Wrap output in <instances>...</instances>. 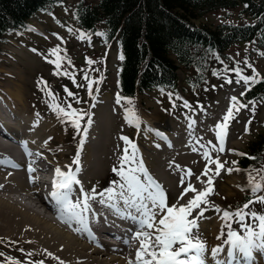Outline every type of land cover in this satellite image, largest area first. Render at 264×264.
Here are the masks:
<instances>
[{
    "label": "rangeland",
    "instance_id": "374dc122",
    "mask_svg": "<svg viewBox=\"0 0 264 264\" xmlns=\"http://www.w3.org/2000/svg\"><path fill=\"white\" fill-rule=\"evenodd\" d=\"M74 1L75 0H65L67 6L63 5L54 7V11L37 12L40 15L33 16L32 21H28V27L26 30L11 32L10 34L13 35L8 36L4 46L0 44V46H3L6 50L5 53L8 51L14 52H12L11 56L4 55L0 61V86L3 88L0 90L6 93V90L11 89V91L15 93L17 89L22 97L21 106L25 108V113L32 112L36 119H44V124H47L48 121L54 122V120L56 124H59L60 130L62 131V141L60 145L61 149L65 152L60 160L65 165H67L66 163L69 155L71 152L74 153L77 150L79 144V148L82 150V152H80V166H82L86 159V154H88V149L86 150L85 146L92 142L89 127L90 125L93 126L95 129V138L92 140L99 138L97 140L98 146L95 152L100 165L98 172L93 171L88 175L82 176L83 183H85L84 185L86 187L90 184L96 186H108L112 180L119 179L118 174L112 169L113 166H120L118 161L126 150V142L123 140V134H125V136L129 137L130 141L138 143V149L143 153V159L148 160L153 171L157 173L156 166H161L162 170H166V172L163 171V176H168L170 180H175H172L174 185H166L168 188L166 202L171 203L176 201L179 194L183 191V188L187 186V183L190 181L195 182V176H197L198 171L200 172V170H202V165L204 163H209L208 157H205V162H202V156L199 157L197 152H192V156L189 159L188 156H185L188 153L181 155L178 151L179 146L184 147V149L187 146L188 150H190L191 147H195L193 143H187L189 137L185 138L180 136L181 131L185 128L184 124L192 119L198 118V120H200L205 113L208 115L207 120L211 119L212 116L209 115H216L218 112L221 113L220 110L224 108L223 104L225 103L226 107L222 113L227 111L229 105L233 103L231 101L232 96H236L238 97V100H241L239 95L245 89L246 83L242 79L237 82L235 78L236 73L232 71L226 73L228 76L232 77L231 82L224 79L225 73L222 71L223 64L221 63V60L228 65L229 69L236 67L235 61L239 60L241 61L240 66L243 68L244 74L251 75L254 68L257 75L262 77L264 76V54H262L264 53V48L256 47L254 42L249 40L230 44L229 47L220 54L222 55L219 56L220 59H217L215 52H210L206 56L204 53V81L198 86L196 85L193 87L184 81V77L190 76L193 78L197 73L194 66H189L184 72L182 71L183 68L177 70V88L176 90H173L175 95H173L172 90L170 89H151L138 93L134 99V109L140 117L139 126H137L136 123H129L125 118V108L132 109L130 102L127 104H125L124 101L117 103V44H114L113 40L108 42L102 41L99 39V36L95 35L99 34L98 31L95 33L86 32L74 22L71 27V16L73 13V6L71 5ZM200 19L217 24L222 21L242 23L251 18L242 14L239 6L209 11ZM56 33H58L59 36H57ZM17 34L21 35H18L16 41H21L22 44L16 43L15 40L11 43V40L16 38ZM38 34H46L45 37L47 38L44 40L40 38L37 39ZM74 34H78L79 36ZM60 37H63V39ZM57 45L65 46L71 51L74 67H70V70L73 72L69 71L67 73L68 75H74L75 81H72V78V80L70 79L65 82H68L69 87L72 90L71 93H76L79 96L78 100L70 95L71 93L68 94L64 91L59 85L60 81L55 77L56 66L65 70L61 58L59 59L58 65L52 62L57 59V52H48L49 48H55ZM59 50L65 54L68 53V50L65 48L60 47ZM45 56H47L48 59H45ZM245 56L248 58L247 63L244 62ZM89 61H91V63ZM213 69L221 70V74H214ZM64 70H61L62 75L60 78L62 79L69 77L64 74L66 72ZM54 77L55 80H51V82L56 86L54 87L55 94L48 91L47 88H44V82L48 79H54ZM88 79L93 80L91 95H89L90 90L87 85ZM72 82H75V86ZM213 85L216 87H212ZM48 86L50 87V85ZM7 93L9 94V92ZM169 93L172 94V100L169 99ZM177 93H179L178 96H183L185 99L183 103L180 97L179 99L181 103L177 102ZM173 101H175L176 105L171 106L173 105ZM185 101L189 102L191 107H186ZM197 101L200 103L197 104ZM68 103L85 113V115L81 116L84 124L87 123L86 113L91 112L92 114V124L88 126V132L82 146L79 143L80 139L78 138L79 134H77V132L72 137L73 130L70 128L68 120L64 118V113L67 111H62L59 114L57 112V106L61 108L62 106L68 105ZM243 103L248 106L234 108L231 118L225 125L227 128V143L224 150H220V148L218 150L215 148L212 153V155L218 154L217 156L221 157L220 159L222 164H224V168L222 167L223 169L218 174L215 171H212L213 173H211V175H213L214 179L213 191L207 195V199L211 202V205L220 206V210L236 204L240 207L243 199L251 198L255 194L252 192L251 187H249L250 183L249 185L246 183V180L248 179L244 174V170H242L240 166H237L236 164L234 165L232 161H236L237 158L242 155L243 150L245 151L246 144L253 139L254 134L261 130L262 121L264 119V100ZM253 103L255 110H253ZM68 109L71 111L70 108ZM218 119L219 121L217 123H223V119L221 120L220 116H218ZM216 124L214 126H216ZM190 126L192 127L191 129H194L193 125ZM149 127L163 131L171 130L173 135L177 137V145L179 146L174 150L168 149V152L159 150L160 148L156 145V143H158L157 140L153 139V137H149L147 131ZM203 127L210 128L209 125H205V122H203ZM206 128L201 131L198 129L193 135L196 136L202 149L207 148L208 151L211 152L213 148L212 145H215L216 143L214 141L213 132H209ZM215 129L218 130V128ZM100 133L102 135L101 137ZM177 133L179 134L176 135ZM23 147L25 149L24 144ZM232 149H235L236 151H232ZM127 151L131 152L129 144ZM139 154L141 157V153ZM175 154L178 156L176 157ZM263 157L264 152L261 155V158ZM48 165V175L50 178L52 177L50 171L54 168V164L48 162ZM67 166L65 167L68 169ZM124 166L127 167V165ZM187 166L192 168V174L186 173L185 167ZM214 167L215 165H212V168ZM229 167L233 168L232 172L227 171ZM237 168L240 170L237 171ZM42 174H44V172ZM179 174H182L180 177H183V179L177 177ZM40 175L41 174H39V176ZM227 176H234V178H236V183L233 178L232 181H234V184L232 182V185H227L229 182L226 181V178L230 179ZM258 176L261 177L256 180L264 182V174H258ZM159 177L165 182L161 175ZM45 178L48 177L45 176ZM86 191L89 190L86 189ZM257 192H260V190ZM262 192L264 194V190ZM89 194H91V191H89ZM95 198H97V202L99 201L100 203L101 198L104 197L97 196ZM32 202L34 203V201ZM117 203L120 206L123 205L122 201H118ZM251 205L254 206L255 209H250L248 206L247 210L249 212L257 209L258 212L264 213V202L257 201L253 202ZM36 206L38 207V205ZM203 207L206 209L203 215L210 216L203 218L205 223L202 226L201 223L199 224L198 231L201 238L206 241V245L208 246V240L211 234L206 219L212 217L216 218L218 222L216 233L217 235H220L221 239L223 231L222 226L219 227V224L221 222L220 217L222 212H214L213 210L216 208L207 204H204ZM42 208L43 207L40 206L38 209ZM46 214H49L55 220H58L53 212L46 211ZM253 219L254 218L249 216L246 218L245 222L250 223ZM239 223L240 222L237 221L238 228ZM223 228H226V225ZM3 230L4 229L0 228L1 237H6L17 243V245L15 244V247H10L9 251L11 252L8 251L9 254L18 258L22 264H31L32 260H43L44 264L51 263L47 260L48 258L45 257L46 252L42 249L43 247L40 248L39 245L32 242L29 243V240L27 241L25 238H22V236H8ZM21 249H24V251L21 252ZM55 264L57 263L55 262Z\"/></svg>",
    "mask_w": 264,
    "mask_h": 264
},
{
    "label": "snow or ice",
    "instance_id": "6c2138e0",
    "mask_svg": "<svg viewBox=\"0 0 264 264\" xmlns=\"http://www.w3.org/2000/svg\"><path fill=\"white\" fill-rule=\"evenodd\" d=\"M103 35L104 33H99ZM59 36L58 33H56ZM63 39V37H60ZM59 45L55 48H49L48 52L55 53ZM264 54V53H262ZM48 59L47 56L44 57ZM120 58L123 59V53L121 52ZM217 59H220L217 54ZM54 64H59V57L52 61ZM71 61H69L70 63ZM91 63V61H89ZM244 62H248L247 56L244 57ZM223 64V72L225 73L224 79L231 82L232 77L226 73L232 71L236 73V80L239 82L241 79L246 83L244 92L253 87V83L259 79H264L257 75L256 70L253 68L251 75L244 74L243 68L240 66L241 61H235L236 67L229 69L228 65L221 60ZM251 66V65H249ZM213 73L220 75L221 70L213 69ZM68 75L67 72L64 73ZM73 81L75 76L73 75ZM87 85L89 88V95H91V88L93 80L88 79ZM212 87H216L213 85ZM67 88V86H65ZM241 92V96L244 95ZM75 99H79L76 93H71ZM177 96L179 93L176 94ZM117 103L121 99H127L131 101V97H121L120 93L116 94ZM169 99L172 100V94L169 93ZM255 98H253V101ZM232 104L229 105L227 112L223 116V123H217L216 128L220 131L216 132V137L219 140L220 148L224 146L223 130L225 124L232 116L234 108L239 106L247 107L243 101L238 100V97L232 96ZM197 104L200 102L197 101ZM173 105L175 102L173 101ZM186 107H191V104L185 101ZM70 112L64 113V118L69 120L76 129L81 128L80 117L85 115L80 109L71 108ZM253 110L255 106L253 103ZM63 109L57 106L58 114ZM125 118L129 123H136L139 126L140 117L136 110L125 108ZM38 121H33L37 123ZM92 123L91 112L87 113V123L83 125V134L80 136V144L83 145L84 139L88 132V126ZM158 131V130H157ZM247 131V128H246ZM123 140L126 142V150L123 156L119 159V167L113 166V171L118 174V180H112L110 184L102 189L99 193L93 186L91 194L86 191L81 181L78 179L77 173L80 172V148L76 150V155L73 157L75 167L73 164H68V170H62L57 165L55 168L56 175L53 178V184L50 192V197L54 199L57 207L56 214L60 219L66 221L69 225H75V231L87 232L89 237H94L95 233L90 225V214L93 218L98 217L93 208V204L90 202L93 197L102 196L104 199L100 200L101 204L108 203L114 209L119 211L120 205L118 201H122L124 208V215L129 218L135 224V230L132 231V237H139V247L135 250V259L128 258V264H208L205 258L207 251L206 241L201 238L199 234L198 217H202V214L206 211L202 205L207 204L215 207L217 211H220V206L211 205V202L207 199V194L213 191V175L207 174V179L203 181L206 185L201 189L194 187L193 182H188L187 186L183 188V191L179 194L176 201L171 203L166 202L167 197L164 188L161 184L151 175L148 169L145 167L143 159H137V153L139 151L136 143L130 141L128 136H123ZM25 146V150L31 154V150L27 148V141H22ZM131 145V153L127 151V145ZM232 151H236L232 149ZM41 155H43L41 153ZM205 157L209 158L211 163L212 157L209 154L207 148L204 149ZM244 155H248L244 153ZM215 159L214 171L219 173L223 167L221 159L217 156ZM235 165L237 161H232ZM124 165H127L125 167ZM17 167L21 165L17 164ZM207 169V166H205ZM237 171L240 169L237 168ZM34 171L31 163L28 164L29 179L35 181V177L31 175ZM211 172L213 170H207ZM228 172H232L233 168L229 167ZM191 172V170H189ZM250 187L253 193L259 190H264V182L259 180H253L252 173H248ZM199 180L200 177L198 176ZM78 186V194H77ZM37 190L38 189H34ZM191 190V193L190 191ZM194 193V194H193ZM185 194H188L187 196ZM75 195V198L73 196ZM180 197H184L186 202H179ZM252 200L264 202V195H253L251 200L245 201L242 207H237L235 211H231L229 208L223 209V220L228 225L227 237L224 244H227V256L228 259L222 260L219 258L220 251L224 248V244H217L210 250V255L214 258V264H241L240 260L236 258L235 253L239 252L246 258L245 264H252L254 257V250H264V213L257 212L256 210L248 211V205L252 203ZM196 211L195 215H192L193 211ZM158 216V219H157ZM254 218L252 222H245L247 217ZM235 217L240 223L239 228L243 229V233L232 226L231 220ZM258 221V223H257ZM223 231V225H222ZM127 242L129 237H124ZM99 243V240H96ZM24 249H21L23 252ZM47 252V249H44ZM49 256L55 255L49 252ZM60 260V257H55ZM8 261H15L16 264H22L18 258L8 256ZM31 264H44L43 260H32ZM66 264V262H65Z\"/></svg>",
    "mask_w": 264,
    "mask_h": 264
},
{
    "label": "bare ground",
    "instance_id": "6f19581e",
    "mask_svg": "<svg viewBox=\"0 0 264 264\" xmlns=\"http://www.w3.org/2000/svg\"><path fill=\"white\" fill-rule=\"evenodd\" d=\"M7 92H9V94ZM0 97L4 100V104H6L7 108H9L13 114L11 120H2L0 125L3 129L10 131L7 132L8 136H5L0 140V228L4 229L3 232L9 236H22V238H25L27 241L29 240V243L32 242L39 245L40 248L43 247L42 249H47L46 257L51 262H56L57 264H65V262L66 264H127L129 257L135 259V250L140 246V238L132 237V231L136 227L134 222L129 218L125 219V215L119 216V211L124 209L123 205H121L120 210L117 211L114 210L110 204H101L99 201L97 202V198L95 197L90 201L93 204L96 213L99 214L96 218H93L90 214V225L92 226L94 233H98L101 230H116L118 228L117 221L122 223V225L125 224L124 233L119 232L123 236L121 242L119 241L117 248H113V245L115 244H112L111 246L108 242H106L107 244H104L103 247L92 245L91 243L93 242L91 240L94 238L88 237L87 232L75 231V225H69L66 221L57 216L54 207L51 206L44 197L45 192L48 191V189H38L36 183L41 176H39V174H42L43 172V177H49L48 162L54 164V168L50 171L52 177L56 175L55 168L57 165H59L62 170H68L65 167L67 165L60 160L65 154L60 145L62 141V131L60 130V126L59 124H56L55 120L54 122L51 121L52 123L48 121L47 124H44V119H36L32 112L25 113V108L21 106L22 97L17 89L15 93L12 92L11 89L6 90V93L0 91ZM33 121L38 122L33 123ZM190 125L191 124L184 129L187 131H181V137H189V129L192 128ZM89 129L92 142L85 146L86 150L88 149V154H86V159L80 167V172L77 173V176L81 179L82 183V176L88 175L93 171L98 172L100 165L95 152L98 146L97 140L99 138L92 140L95 138V129L92 125H90ZM147 131L150 138L153 137V139L157 140V147H159V144H162L159 150L168 152V149L174 150L179 146L177 145V137L173 135L171 130L163 131L149 127ZM101 133L100 137L102 136ZM22 141H27V147L31 150V154L24 149ZM187 143L189 142L187 141ZM193 144L195 145V147H191L193 152L200 154L204 151L201 150L198 143ZM178 151L181 155L188 153L185 156H188L189 159L192 156V152L188 149L184 150V147L179 146ZM41 153L43 155H41ZM177 156L178 155H176V157ZM27 163H31L33 166L34 171L31 175L36 178L35 181L29 179ZM17 164L21 165V167L18 168L16 166ZM212 165H215V162L211 161V163H204L202 165V170H200V172L198 171L197 176H195L196 180L193 182L194 187L201 189L206 186L203 181L207 179V174L209 173L207 170L214 171ZM205 166H207V169ZM161 168V166H156L157 174L163 177L166 182L165 185L172 186V180H175H170L168 176H163V171L166 172V170H162ZM153 172L156 174L155 171ZM210 173L213 172L211 171ZM155 174L151 175L154 177L156 176ZM180 176H182V174L177 175L178 178L183 179V177ZM198 176L200 177L199 180L197 179ZM227 177L230 178H226V181L229 182L227 185H232V182L234 184V181H232L234 176ZM234 179L236 183V178ZM34 189H38V191ZM189 191L191 193V190ZM185 195L187 196L188 194ZM73 198H75V195ZM32 201H34V203ZM179 202L186 201L184 197H180ZM36 205H38V207ZM40 206L44 209H38ZM46 211L53 212L58 219V222L54 221L55 219L49 215L50 213L46 214ZM121 213L124 214V211H121ZM206 221L208 222L211 235L208 240L209 245L207 246L205 257L209 261V264H214V258L211 257L210 250L213 246L220 244V235H217L216 233L218 222L214 217L207 218ZM204 223L205 221L203 220L202 224ZM124 237H129L127 242ZM49 252L54 253L55 255L49 256ZM218 255L222 260L226 261L228 259L227 244H224V248ZM56 256L60 257V260H57L55 258ZM235 256L236 258H244L243 254L239 252H236ZM262 260H264V250L255 249L252 261L257 262L252 264H263L264 261Z\"/></svg>",
    "mask_w": 264,
    "mask_h": 264
},
{
    "label": "trees",
    "instance_id": "16d2710c",
    "mask_svg": "<svg viewBox=\"0 0 264 264\" xmlns=\"http://www.w3.org/2000/svg\"><path fill=\"white\" fill-rule=\"evenodd\" d=\"M52 1L0 0V37L6 28L22 22L37 9H46ZM95 1L76 5L75 22L88 32L103 25L105 39L118 35L117 88L122 98L134 99L138 91L155 86L176 87V69L180 66H194L199 77L203 54L211 50L221 52L234 42L250 39L264 46V0ZM237 6L253 21L213 24L199 18L211 10ZM253 98H264V79L253 83L243 95L245 101ZM263 152L264 122L246 144L244 153L248 155L243 154L237 161L253 169L256 163L264 162ZM259 169L263 171L264 167Z\"/></svg>",
    "mask_w": 264,
    "mask_h": 264
}]
</instances>
